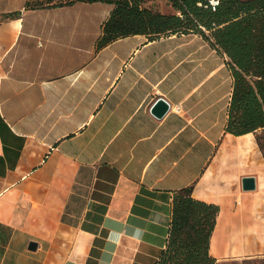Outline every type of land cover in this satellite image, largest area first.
Returning <instances> with one entry per match:
<instances>
[{
    "label": "crops",
    "instance_id": "obj_1",
    "mask_svg": "<svg viewBox=\"0 0 264 264\" xmlns=\"http://www.w3.org/2000/svg\"><path fill=\"white\" fill-rule=\"evenodd\" d=\"M114 8L0 11L22 12L0 24V264H155L186 188L220 209L214 258L259 255L264 156L253 134L226 131L228 56L193 32L99 50ZM160 98L172 109L157 118ZM218 233L227 257L212 254Z\"/></svg>",
    "mask_w": 264,
    "mask_h": 264
},
{
    "label": "trees",
    "instance_id": "obj_2",
    "mask_svg": "<svg viewBox=\"0 0 264 264\" xmlns=\"http://www.w3.org/2000/svg\"><path fill=\"white\" fill-rule=\"evenodd\" d=\"M30 1V0H29ZM29 1L25 11L45 8ZM78 1H102L114 5L99 38L101 50L127 36L146 35L152 41L177 33H196L229 58L234 91L226 131L240 137L253 134L264 156V0H166L176 14L164 15L145 6L146 0H68L56 7ZM31 5V6H30ZM21 11L6 15L19 19ZM166 247L155 264H218L211 255V239L220 209L194 198L193 188L174 195Z\"/></svg>",
    "mask_w": 264,
    "mask_h": 264
},
{
    "label": "rangeland",
    "instance_id": "obj_3",
    "mask_svg": "<svg viewBox=\"0 0 264 264\" xmlns=\"http://www.w3.org/2000/svg\"><path fill=\"white\" fill-rule=\"evenodd\" d=\"M24 1L25 0H7V1L0 0V11L10 10V11L15 12L16 10H21L23 12L25 9V6L27 5V1L26 2ZM63 1L65 2L68 0H30L29 3L32 6H35L39 3H42L43 5H47V3L60 4V3H63ZM6 21H8V19H6V14L0 12V24ZM259 135L264 137V131H260ZM263 143H264V140H263ZM255 246L260 247L261 253H259V255L258 254H254V255L247 254V255L241 256L242 259L233 258L227 261H219L218 264H264V240L258 242V244H255Z\"/></svg>",
    "mask_w": 264,
    "mask_h": 264
},
{
    "label": "water",
    "instance_id": "obj_4",
    "mask_svg": "<svg viewBox=\"0 0 264 264\" xmlns=\"http://www.w3.org/2000/svg\"><path fill=\"white\" fill-rule=\"evenodd\" d=\"M172 109L171 105L164 99H159L153 107L152 114L157 118L163 117L170 112ZM257 189L255 178H246L243 180V190L244 191H255ZM31 251H37L38 247L36 244H30Z\"/></svg>",
    "mask_w": 264,
    "mask_h": 264
},
{
    "label": "bare ground",
    "instance_id": "obj_5",
    "mask_svg": "<svg viewBox=\"0 0 264 264\" xmlns=\"http://www.w3.org/2000/svg\"><path fill=\"white\" fill-rule=\"evenodd\" d=\"M218 236H219V233H218V235L213 240L212 254L214 256L218 257V258L227 257L228 251L226 249H224L225 246L220 241V239L218 238ZM243 254H248V252L247 251H241V256Z\"/></svg>",
    "mask_w": 264,
    "mask_h": 264
},
{
    "label": "built area",
    "instance_id": "obj_6",
    "mask_svg": "<svg viewBox=\"0 0 264 264\" xmlns=\"http://www.w3.org/2000/svg\"><path fill=\"white\" fill-rule=\"evenodd\" d=\"M218 5H219V2H218L217 0H210V6H212V8H213L214 11H215L216 8L218 7ZM176 111H177V112L181 111V108L178 107V108L176 109Z\"/></svg>",
    "mask_w": 264,
    "mask_h": 264
}]
</instances>
